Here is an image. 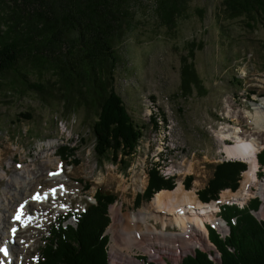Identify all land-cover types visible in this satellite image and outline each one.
<instances>
[{"label": "rangeland", "instance_id": "obj_1", "mask_svg": "<svg viewBox=\"0 0 264 264\" xmlns=\"http://www.w3.org/2000/svg\"><path fill=\"white\" fill-rule=\"evenodd\" d=\"M130 3L133 14L131 26L117 45L119 62L115 89L143 133L132 155H119L121 159L113 161L97 153L93 131L97 118L95 111L82 107L69 112L56 98L45 101L26 87L12 88L10 73L0 74L3 84L0 87V198L5 195L8 178L20 172L21 167L27 165L36 171V168L49 165L45 161L47 157L42 155L44 152L58 158L63 169L61 171L58 166L49 171L45 169L46 175L33 189L52 186L57 191L60 184L49 180L56 173L74 185L59 186L60 195H67H62L64 199L53 198L50 208L40 219L38 215L27 214L40 222L33 223L34 228L27 231L33 233V243L26 254L29 256L11 254L13 264H37L51 224L59 219L60 213L80 210L86 203L94 202L97 190L116 196L108 207L111 221L105 230L109 236V264H145L146 260L179 264L185 255L196 249L219 252L211 241L209 245L200 246L198 238L196 248L185 253L175 252L176 258L174 250L166 243V248L158 250V256L154 258L149 256L145 246H132L122 235V241L118 243L120 249L117 250L109 230L114 223L111 207L113 210V206L118 205L122 214L148 208L153 213L148 221L156 229H162L165 222L167 232H180V226L165 218L170 215L151 206L155 193L163 189L173 190L182 183L184 189L206 203L201 192L209 186L217 166L221 163H246L228 156L225 147L235 146L238 142L234 138H223L219 132L237 126L247 136L257 135L255 131L260 128L254 117L257 105L264 102V23L248 22L243 17L228 18L222 0H189L186 12L177 18L176 26L168 28L156 14V0H130ZM185 55L194 62L205 88L188 95L180 90L181 58ZM30 77L38 78L37 75ZM53 77V71H49L38 79L46 81ZM258 136L264 139L261 132ZM260 147L257 176L261 182L264 180V143ZM247 169L248 165L238 171L230 186H219L216 215L227 228L221 231L210 222L207 224L222 236L229 233L230 227L219 214L221 203L242 207L256 199L260 203L251 211L256 217L259 214V220H264V215L260 214L264 200L259 193L243 200V203L229 196L222 198L225 192L232 193L242 188ZM153 171L173 187L164 186L147 196L145 190ZM236 183L237 189L233 191L231 184ZM257 183L250 184V192L257 191ZM33 189L27 191V195ZM18 202L9 204L12 206ZM67 222L74 225L75 220L70 217ZM118 223L127 228L125 217ZM152 237L157 239L154 234ZM18 244L21 249L24 247V243ZM141 256L147 259H141Z\"/></svg>", "mask_w": 264, "mask_h": 264}, {"label": "trees", "instance_id": "obj_2", "mask_svg": "<svg viewBox=\"0 0 264 264\" xmlns=\"http://www.w3.org/2000/svg\"><path fill=\"white\" fill-rule=\"evenodd\" d=\"M188 2L156 0L160 22L174 28ZM222 5L228 18L264 23V0H222ZM132 17L130 0H0V74L10 73L12 88L26 87L45 101L56 98L69 112L82 107L95 111L96 151L113 161L132 155L143 135L115 89L117 45ZM193 63L182 56L180 90L184 95L205 89ZM49 71H53V79H38ZM34 75L38 78L31 79ZM246 168L243 162L219 164L209 186L201 192L203 201L219 199V186H230L235 174ZM156 174L151 173L147 196L164 186L173 187ZM231 185L235 191L237 183ZM94 198L80 210L60 213L51 224L37 264H109L105 230L111 221L108 207L116 196L97 190ZM259 203L252 199L242 207L220 204L219 214L227 221L229 233L222 236L212 226L207 228L221 264H264V220L251 211ZM70 217L74 225L67 222ZM213 256V251L196 249L179 264H220ZM145 264L162 263L146 260Z\"/></svg>", "mask_w": 264, "mask_h": 264}, {"label": "bare ground", "instance_id": "obj_3", "mask_svg": "<svg viewBox=\"0 0 264 264\" xmlns=\"http://www.w3.org/2000/svg\"><path fill=\"white\" fill-rule=\"evenodd\" d=\"M254 120L258 122L260 126V128L255 131L257 135L253 133L245 136L237 126L229 127L219 132L223 138H234L238 142L235 146L227 145L225 147L228 156L240 158L242 161L244 160L248 163V169L244 172L243 176L242 188L238 191L235 190L237 193L225 192L222 198L229 196L243 203V200L245 201L251 196L259 193V196L264 200V180L260 182L257 176V152L258 149H261L260 144L264 143V139L258 136L260 132L264 135V102L257 105ZM48 153L45 154L44 152L42 154L47 157L45 161L48 162V166H43L41 167L42 169L36 168V171H34V169H29V167L25 165L21 167L22 170L20 172L8 178V186L4 188L5 195L0 198V208H3V210H0V247L1 245L7 244L9 246V253L7 255L0 253V264H13L10 255L14 253L25 254L26 258L29 256V254H26L30 252L29 249L33 243V241H31L33 233L30 232L29 234L27 231L34 228L33 223L40 222L39 219L41 216L45 215L44 211L50 208L53 198L64 199L62 195H67L65 193L60 195L58 192L59 186H74L71 182L64 179L60 173H56L49 180L60 184L58 185L57 191L56 188L52 186L47 189L44 186L33 189L35 185L38 184V180L46 175L47 172L44 171L45 169L49 171L56 166H58L61 171L63 169L62 166L59 165V159L48 156ZM169 174H171V172H169ZM253 182H258V188L257 191L250 192V184ZM31 189H33L32 192L27 195V191ZM37 195L42 198L37 199ZM18 200L19 202L17 204L14 205L13 203L12 206H10L9 203ZM45 202H48V204ZM217 202L218 200H212L203 203L196 198L194 193L184 189L182 183H179L173 190L163 189L155 193L151 201V206L155 208L156 211L165 212L170 215L165 218H167L168 221L176 223L181 228L180 232L175 231L173 233H171V231H166L165 222H163L162 229H156L154 224L149 223L148 218L153 213H151L148 208L139 209L137 212L122 214L120 212V207L115 204L113 210L111 207L114 223L109 228L112 232V240H114L113 245L117 250L120 249L118 243H121L122 236H125L132 246H145L146 251L150 254L149 256L154 258L158 256L157 251L162 248L165 249L167 245L174 250L173 256L175 258L177 257L175 252L185 253L187 250L196 248L199 245L197 243L198 238L201 240L200 246H205V244L209 245L208 222L221 231L227 228L224 221L216 215L218 210ZM28 213L38 215L39 219L37 218V221L34 217L31 219L27 215ZM260 214L264 215V203L260 210ZM124 217L126 218L127 228L118 225V222L124 221ZM20 224H22V226H20ZM142 225H145L146 228L142 229ZM153 234L157 239H153ZM164 239L169 242H165ZM19 242L24 243L22 249V246L18 244ZM157 245H159V247H157ZM124 255L130 259H134L127 253H124Z\"/></svg>", "mask_w": 264, "mask_h": 264}, {"label": "water", "instance_id": "obj_4", "mask_svg": "<svg viewBox=\"0 0 264 264\" xmlns=\"http://www.w3.org/2000/svg\"><path fill=\"white\" fill-rule=\"evenodd\" d=\"M257 217H259V215H257ZM214 255H215V258L214 259L217 260L221 264L220 253L218 252V254H216V252H214Z\"/></svg>", "mask_w": 264, "mask_h": 264}, {"label": "snow or ice", "instance_id": "obj_5", "mask_svg": "<svg viewBox=\"0 0 264 264\" xmlns=\"http://www.w3.org/2000/svg\"><path fill=\"white\" fill-rule=\"evenodd\" d=\"M37 199H40V198H42V197H40L39 195H37V197H36Z\"/></svg>", "mask_w": 264, "mask_h": 264}]
</instances>
